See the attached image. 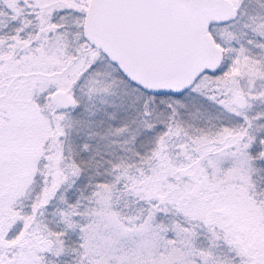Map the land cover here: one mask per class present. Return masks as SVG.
Segmentation results:
<instances>
[{
  "label": "snow or ice",
  "instance_id": "obj_1",
  "mask_svg": "<svg viewBox=\"0 0 264 264\" xmlns=\"http://www.w3.org/2000/svg\"><path fill=\"white\" fill-rule=\"evenodd\" d=\"M0 264H264V0H0Z\"/></svg>",
  "mask_w": 264,
  "mask_h": 264
}]
</instances>
